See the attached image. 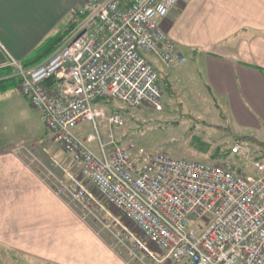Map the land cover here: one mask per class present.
<instances>
[{
    "label": "built area",
    "instance_id": "built-area-1",
    "mask_svg": "<svg viewBox=\"0 0 264 264\" xmlns=\"http://www.w3.org/2000/svg\"><path fill=\"white\" fill-rule=\"evenodd\" d=\"M178 0H84L65 25L60 42L26 66L6 52L21 94L36 109L62 150L100 198L130 220L163 256L119 223L111 248L127 264H264V157L253 172L228 159L206 162L145 149L133 142L102 139L98 123L121 126L118 111L106 113L97 98L129 107L162 108L159 74L148 55L171 66L185 61L160 19ZM96 133L81 136L79 123ZM89 140H97L93 150ZM241 144L230 147L238 154ZM79 203L84 219L103 207L78 180H56ZM124 249H121V248Z\"/></svg>",
    "mask_w": 264,
    "mask_h": 264
},
{
    "label": "crops",
    "instance_id": "crops-1",
    "mask_svg": "<svg viewBox=\"0 0 264 264\" xmlns=\"http://www.w3.org/2000/svg\"><path fill=\"white\" fill-rule=\"evenodd\" d=\"M83 1L0 0V67L6 52L26 58ZM159 21L185 56L182 66H167L148 55L159 82L168 75L171 87L184 73L195 75L238 132L264 141V71L257 67L264 68V0H178ZM3 249L22 255L25 264H127L9 147L0 150V264H23Z\"/></svg>",
    "mask_w": 264,
    "mask_h": 264
},
{
    "label": "rangeland",
    "instance_id": "rangeland-1",
    "mask_svg": "<svg viewBox=\"0 0 264 264\" xmlns=\"http://www.w3.org/2000/svg\"><path fill=\"white\" fill-rule=\"evenodd\" d=\"M70 18L65 25L70 22ZM65 25L58 26L57 29L64 32ZM179 66L182 64L180 63ZM170 76L175 77L174 72H171ZM164 78L170 82L168 75H162V79ZM183 78L182 81L171 82V87L170 85L165 86L163 80L160 82L163 103L161 110L146 106L129 107L118 100L111 99L98 102L106 113L118 111L123 117L121 126H110L106 120L98 123L99 136L105 139L111 134L117 141H131L150 151L165 152L189 159L206 162H220L223 159H229L238 170L245 173L253 172L251 161L255 158L254 156L260 154L258 150L260 147L254 141L243 139V133L251 135V132H238L232 122H229L227 114H222L217 109L211 95L194 80L195 75L184 73ZM76 132L78 134L96 133L91 122L87 121L79 123ZM235 141L241 144L239 153L235 155L226 153L223 158L221 152L230 149ZM88 145L92 149H99L97 140H89ZM7 147L62 193L80 216L84 211L79 203L71 200L67 192L60 191L56 180L66 182L78 180L93 196L98 198L103 207L91 206L95 215L90 214L84 220L92 225L117 251L119 250L114 246L115 240L111 232L103 227V223H110L111 228L115 230L119 228V223H122L133 231V234L148 248L152 249L157 257L163 256L130 220L121 216L113 205L107 204L100 198L94 186L82 175L78 165L51 136L40 113L21 94L18 86L0 92V150ZM216 150L219 155H215ZM108 212L111 216L117 217L119 223H116ZM2 252L6 257L10 256L25 264L23 261L25 258L22 255H14L6 249ZM125 253L119 254L127 259ZM169 262L168 259H164L161 264H170ZM150 264L159 263L150 261Z\"/></svg>",
    "mask_w": 264,
    "mask_h": 264
},
{
    "label": "trees",
    "instance_id": "trees-1",
    "mask_svg": "<svg viewBox=\"0 0 264 264\" xmlns=\"http://www.w3.org/2000/svg\"><path fill=\"white\" fill-rule=\"evenodd\" d=\"M63 34L64 32L62 30H58L54 34L47 36L30 52V54L26 58L21 60V62L24 65L29 66L30 64L37 61L38 59L40 58L42 59L52 50V48H54L60 42ZM257 67L260 70L264 71V68L259 67V66ZM12 72H13V69L9 65L0 67V92H5L6 90L17 86V80L13 76ZM163 81H164V85L169 87V84L165 78L163 79ZM107 100L108 99H105V98H97L96 102H105ZM243 139L246 141H254L256 145L260 147V149H258L260 151V154L257 156H254L256 159L262 158V156H264V141L257 140L256 138H254L253 135L252 136L243 135ZM226 153H230V149L226 151H222L221 155L225 156ZM217 154L219 155L218 150H216L215 152V155Z\"/></svg>",
    "mask_w": 264,
    "mask_h": 264
}]
</instances>
